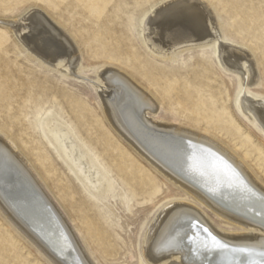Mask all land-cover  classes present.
<instances>
[{
    "label": "rangeland",
    "instance_id": "1",
    "mask_svg": "<svg viewBox=\"0 0 264 264\" xmlns=\"http://www.w3.org/2000/svg\"><path fill=\"white\" fill-rule=\"evenodd\" d=\"M0 1L4 16L16 17L27 8L38 6L60 21L78 46L80 67L89 68L85 72L88 80L61 77L29 55L18 38L7 30L8 26L0 24V130L11 138V135L22 137L18 134L20 129L31 140L18 144L39 148L36 154H30V159L77 227L84 232L96 222L98 227L90 235L86 233V238L102 264H154L141 248L142 234L151 216L168 199H195L151 166L110 127L103 103L89 81L94 80V67L105 64L129 75L133 67L137 68V75H132L159 100L160 118L190 130L207 131L209 137L243 160L264 183V134L237 111V80L219 64L214 45L182 47L173 56H166L153 52L141 39L139 19L167 0ZM208 1L218 12L219 28L226 41L241 43L254 53L260 82L253 91L264 93V0ZM39 84L49 91L38 93ZM6 88L12 92H22L21 88L27 91L24 108L18 109V103L4 95ZM182 94L188 95V100L185 97L181 102L178 98ZM69 96L75 98L71 105L66 99ZM16 114L18 118L13 121ZM49 115H54L63 128L70 129L71 139L87 150L96 167L109 178V191H95L83 175L67 168L42 131ZM97 122L102 125V137L96 133ZM38 156L42 159L38 160ZM115 161L121 167L116 168ZM45 166L48 169L44 173ZM94 173V169L89 172L93 182ZM52 176L67 194L60 193ZM137 186L143 189L142 194L135 192ZM200 207L215 225L233 226L212 209ZM99 231L102 234L96 242ZM0 263L51 264L1 211Z\"/></svg>",
    "mask_w": 264,
    "mask_h": 264
},
{
    "label": "bare ground",
    "instance_id": "2",
    "mask_svg": "<svg viewBox=\"0 0 264 264\" xmlns=\"http://www.w3.org/2000/svg\"><path fill=\"white\" fill-rule=\"evenodd\" d=\"M1 2L0 24L8 26L7 30L18 38L29 55L61 77L86 78L89 68L80 67L78 46L60 21L38 6L29 7L16 17H7ZM177 19L185 20L183 26L174 23ZM219 19L208 0H167L139 19L138 33L153 52L166 56H173L182 47L213 44L219 64L237 80V111L264 134V93L253 91L260 82L257 60L243 44L226 41ZM38 30L46 36V42L36 38ZM136 70L133 67L131 73L137 75ZM92 71L94 80L89 81L114 132L195 199L174 197L158 208L142 234L144 255L154 264H264V183L251 168L209 137L207 131L190 130L160 118L159 100L131 73L105 64ZM23 88L22 92L9 88L3 92L18 103V109L25 107L28 98ZM44 89L49 91L39 84L37 92ZM185 97L188 95L182 94L178 99L184 102ZM66 99L69 105L75 100L72 96ZM17 116H13V121ZM101 126L99 122L95 124L100 137L104 136ZM42 131L69 170L83 175L95 191L110 190L109 178L96 167L87 150L71 139L70 129L63 128L54 115L47 117ZM18 134L23 138L19 135L8 138L0 130V211L51 264H102L86 238V233L90 235L98 225L91 223L83 232L74 224L30 159V154H36L39 148L22 147L18 141L31 139L20 129ZM114 163L116 168L121 167L119 161ZM47 166L43 167L44 173ZM91 169L95 171V182L89 175ZM52 181L62 195L68 193L60 188L57 178L52 176ZM136 189L137 194H142L140 186ZM200 205L212 209L233 226L215 225ZM101 234V231L96 234V242ZM213 237L218 244H214Z\"/></svg>",
    "mask_w": 264,
    "mask_h": 264
},
{
    "label": "snow or ice",
    "instance_id": "3",
    "mask_svg": "<svg viewBox=\"0 0 264 264\" xmlns=\"http://www.w3.org/2000/svg\"><path fill=\"white\" fill-rule=\"evenodd\" d=\"M174 23L178 26H183V24L185 23V20L184 19H177L174 21ZM36 38L41 42H46V36L39 30L37 31ZM213 242H214V244H218V242L215 241L214 237H213ZM241 251H246V250L242 249Z\"/></svg>",
    "mask_w": 264,
    "mask_h": 264
}]
</instances>
